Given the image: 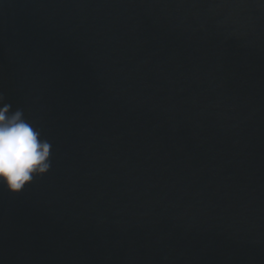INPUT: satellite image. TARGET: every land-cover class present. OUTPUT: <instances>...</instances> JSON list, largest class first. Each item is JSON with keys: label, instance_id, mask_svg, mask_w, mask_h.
<instances>
[{"label": "water", "instance_id": "water-1", "mask_svg": "<svg viewBox=\"0 0 264 264\" xmlns=\"http://www.w3.org/2000/svg\"><path fill=\"white\" fill-rule=\"evenodd\" d=\"M0 93V264H264V0H0Z\"/></svg>", "mask_w": 264, "mask_h": 264}, {"label": "clouds", "instance_id": "clouds-1", "mask_svg": "<svg viewBox=\"0 0 264 264\" xmlns=\"http://www.w3.org/2000/svg\"><path fill=\"white\" fill-rule=\"evenodd\" d=\"M52 145L24 118L22 109L13 110L0 93V183L19 193L37 175L51 168Z\"/></svg>", "mask_w": 264, "mask_h": 264}]
</instances>
